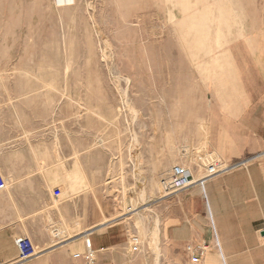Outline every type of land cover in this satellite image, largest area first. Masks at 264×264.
<instances>
[{"label": "rangeland", "instance_id": "1", "mask_svg": "<svg viewBox=\"0 0 264 264\" xmlns=\"http://www.w3.org/2000/svg\"><path fill=\"white\" fill-rule=\"evenodd\" d=\"M241 89L264 102V0H0V148L23 125L94 139L96 199L144 240L135 264L159 256L161 181L218 160L206 109Z\"/></svg>", "mask_w": 264, "mask_h": 264}, {"label": "crops", "instance_id": "2", "mask_svg": "<svg viewBox=\"0 0 264 264\" xmlns=\"http://www.w3.org/2000/svg\"><path fill=\"white\" fill-rule=\"evenodd\" d=\"M241 90L222 93L204 119L208 150L227 169L170 197L159 189L152 200L153 264H190L187 247L204 244L199 264H264V102ZM17 128L0 148L8 184L0 192V264H86L89 250L98 264H135L127 257H142L144 240L132 254L130 238L139 234H128L122 215L96 199V166L85 163L94 139L81 149L70 128L41 126L37 138L33 128ZM25 236L41 254L17 263L16 239Z\"/></svg>", "mask_w": 264, "mask_h": 264}, {"label": "built area", "instance_id": "3", "mask_svg": "<svg viewBox=\"0 0 264 264\" xmlns=\"http://www.w3.org/2000/svg\"><path fill=\"white\" fill-rule=\"evenodd\" d=\"M197 160L198 165L193 163L191 166L187 163H178L172 166L167 174V177L161 181V189L164 196L170 197L175 195L183 190H186L193 184L204 185L207 179L212 178L227 169V167L223 166L219 160L208 162L207 157L202 155V153L201 155L199 154ZM198 169H200L201 172ZM197 170L201 175L196 174ZM7 186L8 184L5 177L0 174V192L5 190ZM16 245L19 250L17 263L28 262L41 254L40 250L27 236L17 238ZM142 248V238L139 235H132L129 241L130 252L132 254H136L141 252ZM206 248V244L199 246L196 250H194L191 246H188L187 249L191 252L190 264H199L201 258L205 254ZM85 259L86 264H98V256L95 251L89 250Z\"/></svg>", "mask_w": 264, "mask_h": 264}]
</instances>
